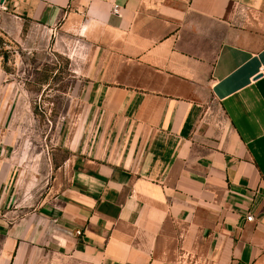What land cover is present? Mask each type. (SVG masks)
<instances>
[{"label": "crops", "instance_id": "crops-1", "mask_svg": "<svg viewBox=\"0 0 264 264\" xmlns=\"http://www.w3.org/2000/svg\"><path fill=\"white\" fill-rule=\"evenodd\" d=\"M0 31L40 33L79 106L50 151L0 158V264H252L264 0H0Z\"/></svg>", "mask_w": 264, "mask_h": 264}, {"label": "rangeland", "instance_id": "rangeland-1", "mask_svg": "<svg viewBox=\"0 0 264 264\" xmlns=\"http://www.w3.org/2000/svg\"><path fill=\"white\" fill-rule=\"evenodd\" d=\"M72 87L66 60L40 33L16 41L0 31V158L27 164L50 151L58 131L76 119L69 116L79 108L71 99ZM179 264L201 262L192 257ZM252 264H264V240Z\"/></svg>", "mask_w": 264, "mask_h": 264}, {"label": "built area", "instance_id": "built-area-1", "mask_svg": "<svg viewBox=\"0 0 264 264\" xmlns=\"http://www.w3.org/2000/svg\"><path fill=\"white\" fill-rule=\"evenodd\" d=\"M117 10H118V9H117V7L115 6V7L113 8V11L116 12ZM261 71H262V73H264V67H263V69H262ZM246 219L249 220V221L252 220V215H247V216H246Z\"/></svg>", "mask_w": 264, "mask_h": 264}, {"label": "water", "instance_id": "water-1", "mask_svg": "<svg viewBox=\"0 0 264 264\" xmlns=\"http://www.w3.org/2000/svg\"><path fill=\"white\" fill-rule=\"evenodd\" d=\"M261 76V73H259L255 78H258V77H260Z\"/></svg>", "mask_w": 264, "mask_h": 264}]
</instances>
